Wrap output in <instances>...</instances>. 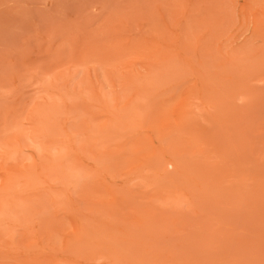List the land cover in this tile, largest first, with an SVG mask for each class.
I'll return each mask as SVG.
<instances>
[{
    "label": "rangeland",
    "instance_id": "1",
    "mask_svg": "<svg viewBox=\"0 0 264 264\" xmlns=\"http://www.w3.org/2000/svg\"><path fill=\"white\" fill-rule=\"evenodd\" d=\"M0 264H264V0H0Z\"/></svg>",
    "mask_w": 264,
    "mask_h": 264
}]
</instances>
